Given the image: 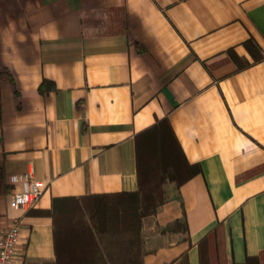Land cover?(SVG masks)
<instances>
[{
	"label": "crops",
	"instance_id": "crops-1",
	"mask_svg": "<svg viewBox=\"0 0 264 264\" xmlns=\"http://www.w3.org/2000/svg\"><path fill=\"white\" fill-rule=\"evenodd\" d=\"M248 39L262 60L238 70L228 51L252 63ZM43 80L56 90L40 93ZM163 118L201 171L143 219V264H199L218 223L229 262L264 251V0H0V235L20 221L13 264L56 261L65 239L39 214L54 199L134 191L135 136ZM30 177L42 195L11 208ZM175 220L186 232L161 230Z\"/></svg>",
	"mask_w": 264,
	"mask_h": 264
},
{
	"label": "trees",
	"instance_id": "trees-1",
	"mask_svg": "<svg viewBox=\"0 0 264 264\" xmlns=\"http://www.w3.org/2000/svg\"><path fill=\"white\" fill-rule=\"evenodd\" d=\"M242 45L252 63L228 51L238 70L262 60L255 41L248 39ZM54 90L53 82L48 80L39 86L40 93ZM135 159L137 187L134 191L89 196L86 204L81 199H54L49 211L39 212L52 217L55 237L65 239L62 243L56 239V261L52 264H143V219L155 216L165 204L166 186L179 189L201 169L198 163L187 161L166 118L136 134ZM177 229L186 232L183 220H175L161 230ZM197 247L199 264H264V251L247 256L243 263L229 262L222 223ZM176 263L188 264L187 254L183 253Z\"/></svg>",
	"mask_w": 264,
	"mask_h": 264
},
{
	"label": "built area",
	"instance_id": "built-area-1",
	"mask_svg": "<svg viewBox=\"0 0 264 264\" xmlns=\"http://www.w3.org/2000/svg\"><path fill=\"white\" fill-rule=\"evenodd\" d=\"M43 193L41 183L28 178L21 192L13 193L9 198L11 208L28 209L33 207ZM20 221H13L0 235V264H13L16 259L15 246L19 236Z\"/></svg>",
	"mask_w": 264,
	"mask_h": 264
}]
</instances>
